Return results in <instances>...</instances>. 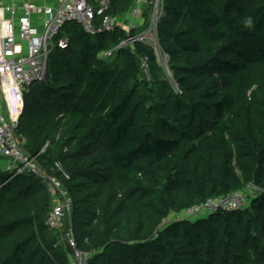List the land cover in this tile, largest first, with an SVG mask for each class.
Here are the masks:
<instances>
[{
  "label": "trees",
  "instance_id": "1",
  "mask_svg": "<svg viewBox=\"0 0 264 264\" xmlns=\"http://www.w3.org/2000/svg\"><path fill=\"white\" fill-rule=\"evenodd\" d=\"M133 2L110 0L105 14ZM62 34L14 127L41 176L0 170V264H71L45 223L53 182L87 264H264V0H162L172 82L146 44L100 55L120 28L69 22ZM242 191V207L169 218Z\"/></svg>",
  "mask_w": 264,
  "mask_h": 264
},
{
  "label": "built area",
  "instance_id": "2",
  "mask_svg": "<svg viewBox=\"0 0 264 264\" xmlns=\"http://www.w3.org/2000/svg\"><path fill=\"white\" fill-rule=\"evenodd\" d=\"M110 0H57L54 3H34L32 0H0V97L8 98L9 120L0 110V155L8 158L12 176L28 171L34 172V158L24 153L22 143L14 133L20 109L23 108V94L34 83L43 81L47 75V59L52 49L65 48L68 38L61 35L63 26L69 22L79 24L91 34L112 32L117 28L125 32V37L112 49L102 53L108 56L122 46L143 43L152 47L164 73L168 70L166 53L161 51L157 22L162 14V0H134L124 15H106ZM144 10H147L146 17ZM126 23L117 24L120 17ZM141 68L147 72V56L140 57ZM18 104L20 109L14 107ZM58 184L57 182H53ZM255 188L249 186V189ZM246 192H234L220 197L207 198L199 204L185 208L174 218L193 219L204 213L218 209H234L247 203ZM70 200L62 196L52 204L45 223L62 231L61 240L67 241L72 249L71 264H87V253L76 249L70 225ZM172 219V218H171Z\"/></svg>",
  "mask_w": 264,
  "mask_h": 264
},
{
  "label": "rangeland",
  "instance_id": "3",
  "mask_svg": "<svg viewBox=\"0 0 264 264\" xmlns=\"http://www.w3.org/2000/svg\"><path fill=\"white\" fill-rule=\"evenodd\" d=\"M34 3H37V4H40V3H54V2H56L57 0H51V1H49V0H32ZM49 1V2H48ZM126 23V17L125 16H123V17H120L119 18V20L117 21V24L119 25V26H121V27H124V25L123 24H121V23ZM104 45H105V47L102 49V53H104V52H106V51H108V50H110V49H112L113 47L107 42V41H105L104 42ZM166 73H165V78L169 81V82H172L171 81V75L169 74V72H168V70L167 71H165ZM8 98L6 97V99H4L2 96L0 97V110H1V112L9 119V120H11V118H13L14 117V113H9V106H8ZM9 105H11V104H9ZM13 106L14 107H17L18 109H20V106L18 105V104H13ZM22 109V108H21ZM20 109V110H21ZM0 157H3V156H1L0 155ZM5 158V157H4ZM32 169H34V172H36L37 174L36 175H38V176H41V170H40V168L37 166V163L35 162V161H33V163H32ZM254 189L255 188H253V190H252V192L254 191ZM51 193H52V196H53V199L55 200V201H60L59 199L61 198L60 197V195H59V193H62V191H61V189L59 188V186H58V184H55V183H53V187H51ZM251 192H249V193H247V197H250L251 196V194H250ZM62 196H63V194H62ZM245 205H247V203H245ZM206 215V213H204L203 215H201V216H205ZM176 217V215H171V216H169V218L171 219H174ZM169 218H168V220H169ZM194 219V218H193Z\"/></svg>",
  "mask_w": 264,
  "mask_h": 264
},
{
  "label": "crops",
  "instance_id": "4",
  "mask_svg": "<svg viewBox=\"0 0 264 264\" xmlns=\"http://www.w3.org/2000/svg\"><path fill=\"white\" fill-rule=\"evenodd\" d=\"M49 1H51V0H49ZM10 162L11 161L8 158L0 157V170H7L8 168H10V166H11ZM60 197L62 198V195ZM56 202H58V201H55L53 199V204L56 203Z\"/></svg>",
  "mask_w": 264,
  "mask_h": 264
},
{
  "label": "water",
  "instance_id": "5",
  "mask_svg": "<svg viewBox=\"0 0 264 264\" xmlns=\"http://www.w3.org/2000/svg\"><path fill=\"white\" fill-rule=\"evenodd\" d=\"M22 110H23V108L21 109V111H20V113H19V115H18V118L20 117V115H21V113H22Z\"/></svg>",
  "mask_w": 264,
  "mask_h": 264
},
{
  "label": "clouds",
  "instance_id": "6",
  "mask_svg": "<svg viewBox=\"0 0 264 264\" xmlns=\"http://www.w3.org/2000/svg\"><path fill=\"white\" fill-rule=\"evenodd\" d=\"M248 24H251V20L248 21Z\"/></svg>",
  "mask_w": 264,
  "mask_h": 264
}]
</instances>
